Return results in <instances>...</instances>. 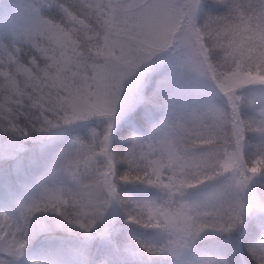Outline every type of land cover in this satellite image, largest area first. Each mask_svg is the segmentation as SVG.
Masks as SVG:
<instances>
[{
  "label": "rangeland",
  "instance_id": "rangeland-1",
  "mask_svg": "<svg viewBox=\"0 0 264 264\" xmlns=\"http://www.w3.org/2000/svg\"><path fill=\"white\" fill-rule=\"evenodd\" d=\"M245 1L200 27V0H0V264H264V0Z\"/></svg>",
  "mask_w": 264,
  "mask_h": 264
},
{
  "label": "trees",
  "instance_id": "trees-1",
  "mask_svg": "<svg viewBox=\"0 0 264 264\" xmlns=\"http://www.w3.org/2000/svg\"><path fill=\"white\" fill-rule=\"evenodd\" d=\"M254 3L255 0H250ZM250 8V4L246 2L245 0H200L199 9L197 12V19L196 23L198 26H202L204 24H214V23H221V22H229L232 21L234 18L237 17V14L240 13L241 10L248 11ZM90 42L92 45L97 46L92 39H83L82 37H79V43L80 48L83 50L80 54V56H90V52L92 51L87 47V43ZM98 47V46H97ZM251 137H248L246 135V143L250 144L252 142ZM115 150H114V158L123 160V156L121 154H118L119 152V146L114 144ZM250 146V145H249ZM249 154V153H248ZM248 154H245V159L248 160ZM264 166V164H261ZM116 171L115 175L117 177H121L123 173L121 174L122 168L124 167L121 162L116 163ZM255 166H260L258 164H255ZM258 168V167H256ZM259 169V168H258ZM120 171V172H119ZM251 233L248 234V236H242L239 240V246L242 250V255L244 258L251 260V262H258L257 256L254 254L252 248V238L254 236V232L257 230V225L254 223H250ZM204 243V242H201ZM252 246V247H251ZM50 247V244L48 245ZM220 247V246H219ZM222 249V247H220ZM53 249V248H52ZM55 251L57 249H54ZM60 258L64 259L63 256ZM67 262V261H66Z\"/></svg>",
  "mask_w": 264,
  "mask_h": 264
}]
</instances>
